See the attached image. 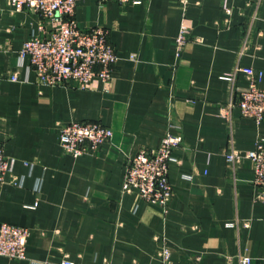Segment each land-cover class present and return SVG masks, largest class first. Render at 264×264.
Instances as JSON below:
<instances>
[{"label": "crops", "instance_id": "crops-1", "mask_svg": "<svg viewBox=\"0 0 264 264\" xmlns=\"http://www.w3.org/2000/svg\"><path fill=\"white\" fill-rule=\"evenodd\" d=\"M76 18L109 29L119 56L112 79L89 88L43 85L20 50L51 24L40 29L36 11L0 0V137L8 178L19 181L0 184V223L30 231L26 258L0 255V264H163V244L171 264H239L244 254L264 264V197L252 161L233 165L225 155L246 153L264 135V121L231 107L248 87L246 74L225 78L253 67L263 71L264 88V0H189L186 9L179 0H81ZM182 25L189 32L178 56ZM83 120L114 134L74 157L60 130ZM171 125L184 143L173 150L174 194L164 210L122 184L127 159L158 147Z\"/></svg>", "mask_w": 264, "mask_h": 264}, {"label": "built area", "instance_id": "built-area-1", "mask_svg": "<svg viewBox=\"0 0 264 264\" xmlns=\"http://www.w3.org/2000/svg\"><path fill=\"white\" fill-rule=\"evenodd\" d=\"M15 11L25 8L38 13L41 22L51 24L46 36L33 35L27 39L21 50L20 59H28L39 83L49 86L77 83L81 88H89L96 80L109 82L119 56L110 40L109 29L103 26L82 27L76 18V9L81 0H6ZM116 1L121 4L140 3L144 0H98ZM186 9L189 0H179ZM227 10L229 8L226 7ZM189 29L182 25L176 38L177 55L180 56L187 42ZM136 58V55H132ZM238 71L246 74L248 87L241 90L238 100L231 103L241 114L264 121V88L259 84L263 71L253 67H240L234 73L225 76L234 82ZM11 79L18 80L16 74ZM176 125H171L158 147L141 148L127 159L122 191H138L140 196L152 204L167 209L173 197L174 189L169 178L170 163L175 160L173 150L184 143V136ZM113 129L97 121H70L60 130L62 148L74 157L96 150L111 141ZM227 160L235 165L243 158L252 161L253 184L258 189L257 197H264V135H258L255 145L246 153L235 149L226 152ZM11 160L0 137V184L7 181L18 184L17 177L8 178ZM30 231L27 227L8 222L0 223V255L11 259L26 258L27 240ZM171 248L163 244L160 256L163 264H171ZM48 264V263H46ZM60 264H79L65 258ZM239 264H252L250 255H240Z\"/></svg>", "mask_w": 264, "mask_h": 264}]
</instances>
